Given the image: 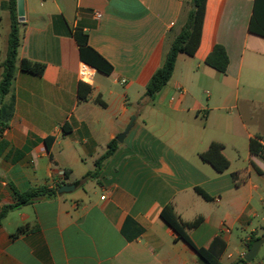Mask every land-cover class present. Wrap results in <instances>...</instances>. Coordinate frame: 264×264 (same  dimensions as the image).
I'll return each instance as SVG.
<instances>
[{"label": "crops", "instance_id": "0c3cea01", "mask_svg": "<svg viewBox=\"0 0 264 264\" xmlns=\"http://www.w3.org/2000/svg\"><path fill=\"white\" fill-rule=\"evenodd\" d=\"M8 1L0 0V62ZM22 2L17 60L45 68L40 76L17 68L3 100L13 108L0 133V211L14 203L12 188H75L0 219V264H204L161 220L169 203L185 222L200 218L187 231L195 247L218 237L219 264L243 259L264 239V159L248 147L255 138L264 150V38L248 31L254 0H206L195 54L177 56L152 98L145 87L182 29L189 0ZM75 30L112 67L80 87L84 100ZM215 45L228 57L224 74L205 64ZM112 140L115 152L85 179ZM211 143L223 145L222 172L200 158ZM242 264H264V242Z\"/></svg>", "mask_w": 264, "mask_h": 264}, {"label": "trees", "instance_id": "16d2710c", "mask_svg": "<svg viewBox=\"0 0 264 264\" xmlns=\"http://www.w3.org/2000/svg\"><path fill=\"white\" fill-rule=\"evenodd\" d=\"M189 9L186 14L185 23L179 33L171 41L166 54L163 57L161 65L154 71L150 77L146 87L145 94L147 97L152 98L157 92H159L169 81L172 76L175 61L179 54H185L193 56L198 48L203 19L206 7V0H189ZM7 9L10 13V31L7 36L6 53L3 61L0 62V133L7 128L8 122L12 115L13 103H5L4 97L9 93L12 83L15 79V72L17 68L22 71L33 75L40 76L44 71V64L33 62L27 59L17 60V50L20 44V26L16 15V0H9ZM248 31L251 34L264 38V0H254L252 15L248 24ZM74 38L79 48V57L83 62L88 63L96 69L97 72H101L108 75L112 71L111 65H109L98 53H96L88 45V35L82 30H75ZM18 64V67H17ZM205 64L220 74L226 72L228 66V57L223 46L215 45L212 51L207 55ZM84 85L79 84L78 98L84 100L86 94H81L80 87ZM89 92V88H88ZM64 132H67L64 129ZM249 152L252 155H259L264 159V150L257 142V139L253 138L249 140ZM116 140L110 141L106 150L95 160V169L85 175L86 178L97 177L102 163L109 158L116 150ZM223 145L219 143H211L208 149L200 154V158L203 162L209 163L217 172L224 171L229 163L222 155ZM80 181L75 182L78 185ZM56 188H47L46 186L31 188L25 193H19L12 188L14 194V203L4 206L0 211V219H2L9 211L39 198L53 196L57 194ZM204 199L208 200L209 197L200 189H196ZM160 218L163 220L173 231L177 234V237L183 242L187 243L203 261L204 264H219L218 258L223 248V243L216 237L208 248H197L193 245L187 235V231L195 228L200 218L193 222L183 221L176 213L173 204L169 203L165 205L161 212ZM23 228H19L18 232H22ZM245 263L244 259H241L235 264Z\"/></svg>", "mask_w": 264, "mask_h": 264}, {"label": "water", "instance_id": "95a60500", "mask_svg": "<svg viewBox=\"0 0 264 264\" xmlns=\"http://www.w3.org/2000/svg\"><path fill=\"white\" fill-rule=\"evenodd\" d=\"M16 15H17V18L19 21L23 20L22 19L23 18V2H22V0H16ZM134 119H135V117L132 116L129 123L125 127L124 131L117 136V138H116L117 142L121 143L123 141V139L125 138V136L129 132V130L133 124ZM74 188H75V186L73 184H65V185L60 186L57 189V193L58 194L68 193V192L74 190ZM263 242H264V239H262V238L256 239L252 243L251 247L245 253L243 259L246 262H249V263L252 262L256 258L258 250H259V248Z\"/></svg>", "mask_w": 264, "mask_h": 264}, {"label": "built area", "instance_id": "2783aa9c", "mask_svg": "<svg viewBox=\"0 0 264 264\" xmlns=\"http://www.w3.org/2000/svg\"><path fill=\"white\" fill-rule=\"evenodd\" d=\"M95 73H96V69L91 65H89L88 63L83 61L79 63L77 70V77L79 82L86 85H92ZM61 177H63L62 174Z\"/></svg>", "mask_w": 264, "mask_h": 264}]
</instances>
